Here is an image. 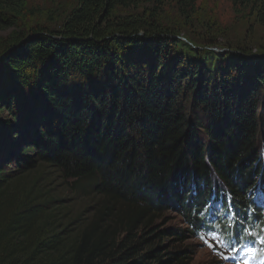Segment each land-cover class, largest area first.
I'll list each match as a JSON object with an SVG mask.
<instances>
[{
    "label": "trees",
    "instance_id": "obj_1",
    "mask_svg": "<svg viewBox=\"0 0 264 264\" xmlns=\"http://www.w3.org/2000/svg\"><path fill=\"white\" fill-rule=\"evenodd\" d=\"M132 2L77 0L60 30L0 41V264H190L163 241L197 237L210 193L224 189L214 176L239 214L264 182V57L219 55L216 41L193 49L152 13L116 15ZM232 2L264 27V0ZM24 6L0 0V28ZM41 165L103 198L81 232L39 181L23 187ZM168 211L191 229L160 231Z\"/></svg>",
    "mask_w": 264,
    "mask_h": 264
},
{
    "label": "rangeland",
    "instance_id": "obj_2",
    "mask_svg": "<svg viewBox=\"0 0 264 264\" xmlns=\"http://www.w3.org/2000/svg\"><path fill=\"white\" fill-rule=\"evenodd\" d=\"M77 0H24V16L17 21L14 27L0 28V41H5L14 33H28L31 35L33 29H47L58 31L67 18L68 14L76 7ZM194 11L190 16L182 13L178 0H133L129 7L120 8L116 15H142L152 13L157 16V22L162 28L168 29L175 38L191 43L193 49H208V43L216 41L218 46L214 47L215 53L222 55L224 51L238 54L245 50L250 56L264 57V27L257 23L253 11L241 7L234 8L232 0H195ZM174 33V34H173ZM188 44V43H187ZM238 52V53H237ZM248 56V54H247ZM256 61V59H254ZM6 114V113H5ZM5 116L0 113V117ZM202 137H204L202 135ZM264 143V138L260 136L256 147L259 152ZM220 187L227 188L225 183L217 176H214ZM39 187L53 197L61 200L65 205L66 224L78 221L72 227L79 233L96 217L102 209L104 202L102 197L91 194L90 181L82 182L80 187L76 188L73 181H65L55 170L38 167L36 170L27 173L23 179V187L29 189L35 182ZM185 199H190L193 187ZM205 190V189H204ZM264 190V189H263ZM211 191V189H210ZM249 202L253 203V196H249ZM224 195L221 192L210 193L208 201L215 204L221 202ZM116 211L120 209L116 207ZM200 227L205 229L203 222L198 219ZM264 224V217L254 215L248 219L237 218L233 222V229L240 234L247 226L253 228L256 233L261 230ZM160 231L180 232L186 225L184 217L178 211H168L162 214L156 221L155 225ZM215 231L218 234H226L223 230H209L203 233L209 243L215 244L211 240V233ZM197 236V235H196ZM263 234H255L256 241H262ZM167 239L163 246H170V250H186L190 252V264H233L235 260L234 251L230 247H219L215 251L208 247L200 238H193L191 235L187 240H179L177 236L166 234ZM232 244V243H231ZM229 257L227 260L222 259L217 253Z\"/></svg>",
    "mask_w": 264,
    "mask_h": 264
},
{
    "label": "snow or ice",
    "instance_id": "obj_3",
    "mask_svg": "<svg viewBox=\"0 0 264 264\" xmlns=\"http://www.w3.org/2000/svg\"><path fill=\"white\" fill-rule=\"evenodd\" d=\"M210 235H211V240L214 241L215 244L209 243L207 237H205V236H202L201 237V240L204 241L205 244L208 247L213 248L214 251L217 248H219V247H232L231 240L230 239H227L226 240L225 237H224V235L218 234L215 231H213ZM217 254L220 255L222 259L227 260L229 258V257L223 255V253L218 252ZM245 264H248V262L245 261Z\"/></svg>",
    "mask_w": 264,
    "mask_h": 264
},
{
    "label": "water",
    "instance_id": "obj_4",
    "mask_svg": "<svg viewBox=\"0 0 264 264\" xmlns=\"http://www.w3.org/2000/svg\"><path fill=\"white\" fill-rule=\"evenodd\" d=\"M14 48H15V47H14ZM224 52H225V51H224ZM237 53H238V52H237ZM238 54H240V53H238ZM4 56H5V54H2L0 57L3 58Z\"/></svg>",
    "mask_w": 264,
    "mask_h": 264
}]
</instances>
